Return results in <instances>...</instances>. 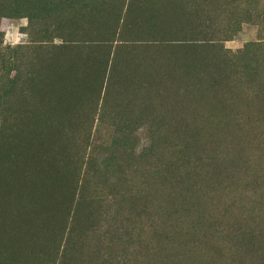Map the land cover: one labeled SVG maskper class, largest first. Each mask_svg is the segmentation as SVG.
Masks as SVG:
<instances>
[{
  "label": "rangeland",
  "instance_id": "374dc122",
  "mask_svg": "<svg viewBox=\"0 0 264 264\" xmlns=\"http://www.w3.org/2000/svg\"><path fill=\"white\" fill-rule=\"evenodd\" d=\"M0 264H264V0H0Z\"/></svg>",
  "mask_w": 264,
  "mask_h": 264
},
{
  "label": "bare ground",
  "instance_id": "6f19581e",
  "mask_svg": "<svg viewBox=\"0 0 264 264\" xmlns=\"http://www.w3.org/2000/svg\"><path fill=\"white\" fill-rule=\"evenodd\" d=\"M54 91V90H53ZM56 93V92H55ZM64 101H65V99H64ZM47 171V170H46ZM51 173H53V172H51ZM49 174V173H48ZM60 175V174H59ZM38 176V175H37ZM46 176V175H45ZM57 177V176H56ZM30 178H31V176H30ZM34 178V177H33ZM48 178V177H47ZM38 179V178H37ZM45 179H46V177H45ZM47 180H49V179H47ZM26 181V180H25ZM29 181H30V179H29ZM38 182V181H37ZM55 182V181H54ZM33 183H34V181H33ZM41 183H43V182H41ZM36 185V184H35ZM38 186V185H37ZM29 187V186H28ZM41 187V186H40ZM54 187V186H53ZM40 192V191H39ZM51 192V191H50Z\"/></svg>",
  "mask_w": 264,
  "mask_h": 264
}]
</instances>
